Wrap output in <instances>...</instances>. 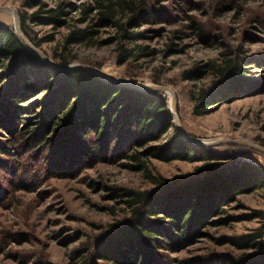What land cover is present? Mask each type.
Returning <instances> with one entry per match:
<instances>
[{"label":"trees","instance_id":"1","mask_svg":"<svg viewBox=\"0 0 264 264\" xmlns=\"http://www.w3.org/2000/svg\"><path fill=\"white\" fill-rule=\"evenodd\" d=\"M144 6L143 0H21L17 15L22 33L35 46L52 37H36L32 25L67 27L50 55L63 64L75 58L73 45L97 42L98 26L110 25L118 39L134 40L138 32L127 27L146 18ZM190 25L201 41L215 42L199 23ZM144 48L141 52H149ZM133 49L117 44V60H126ZM254 57L226 46L217 57L182 71V78L209 76L207 83L188 89L190 112L204 114L242 96L250 86ZM16 119L20 127L0 137L5 173L15 175V154L26 153L42 157L50 176H67L99 160L118 161L151 184L141 190L109 188L126 216L89 235L78 264H264L259 229L230 240L239 250L235 254L169 256L205 235L237 195L264 189V167L242 157L244 148L235 144L217 150L186 140L171 124L165 95L115 84L87 68L58 69L5 25L0 27V128L11 130ZM150 158L199 163L192 172L168 179L153 172Z\"/></svg>","mask_w":264,"mask_h":264},{"label":"rangeland","instance_id":"2","mask_svg":"<svg viewBox=\"0 0 264 264\" xmlns=\"http://www.w3.org/2000/svg\"><path fill=\"white\" fill-rule=\"evenodd\" d=\"M20 1L0 0V4L11 6L17 13ZM46 1L51 4L54 0ZM143 1L148 15L127 27L130 32H138L134 40L118 39L117 31L110 25L98 26L97 42L73 45L75 58L69 62L95 66L117 80L168 85L175 94L179 123L192 136L244 138L264 145V0ZM191 21L213 35L215 42L209 45L201 41L193 32ZM5 25H11V15L0 11V27ZM31 29L36 37L51 35L37 46L50 57L53 45L67 27L38 24ZM119 43L134 46L122 62L116 58ZM226 46H238L242 53L255 54L254 62L249 63L250 86L242 96L207 113L192 114L187 91L207 83L209 76L197 80L182 78V71L217 57ZM142 47L149 52H141ZM163 95L168 106V95ZM16 124H20L17 119L11 130L0 128V137L10 136ZM171 124L175 127L172 120ZM234 144L244 148L242 157L264 167V155L245 145L222 142L211 147L227 150ZM15 159V175L5 173V166L0 165V264H78L82 242L97 233L100 226L126 216L125 207L109 188L141 190L151 186L140 172L129 170L118 161L99 160L79 172L58 177L47 173L42 157L17 153ZM198 163L150 158L153 172L168 179L192 172ZM256 229L264 232V189L237 195L216 222L207 225L205 235L169 256L235 254L239 250L230 240Z\"/></svg>","mask_w":264,"mask_h":264},{"label":"water","instance_id":"3","mask_svg":"<svg viewBox=\"0 0 264 264\" xmlns=\"http://www.w3.org/2000/svg\"><path fill=\"white\" fill-rule=\"evenodd\" d=\"M0 10L7 11L11 15V27L16 34V36L24 43L26 47H28L31 51H33L36 55H38L41 59L46 61L47 63L51 64L52 66L58 68V69H71L74 67H85L88 69L93 70L94 72L98 73L102 78L113 82L115 84L119 85H128L130 87H136V88H141V89H146V90H155L157 92H161L163 94L168 95V109L171 113L172 116V121L174 123L175 129L188 141L201 144V145H215L217 143H237V144H242L245 145L261 154L264 155V145L247 140L244 138H235V137H221V136H216V137H208V138H200L196 136H192L188 134L184 129L181 127L179 123L178 116L175 111V94L174 91L166 84H161V83H153V82H136V81H126V80H117L111 77H108L107 75L103 74L100 69H98L95 66H91L85 63H80V62H67V63H59L55 60H53L51 57H49L47 54H45L43 51H41L37 46L33 45L22 33L20 29V24H19V18L17 13L15 12L14 8L7 4H0Z\"/></svg>","mask_w":264,"mask_h":264},{"label":"bare ground","instance_id":"4","mask_svg":"<svg viewBox=\"0 0 264 264\" xmlns=\"http://www.w3.org/2000/svg\"><path fill=\"white\" fill-rule=\"evenodd\" d=\"M0 11H3V10H0ZM6 12H7V11H6ZM7 14H9V15H10V13H8V12H7ZM5 20H6V19H5Z\"/></svg>","mask_w":264,"mask_h":264}]
</instances>
